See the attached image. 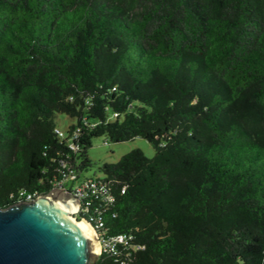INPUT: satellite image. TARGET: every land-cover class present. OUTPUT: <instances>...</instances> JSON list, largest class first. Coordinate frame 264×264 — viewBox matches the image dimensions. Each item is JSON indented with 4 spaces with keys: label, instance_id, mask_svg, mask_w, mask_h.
<instances>
[{
    "label": "trees",
    "instance_id": "trees-1",
    "mask_svg": "<svg viewBox=\"0 0 264 264\" xmlns=\"http://www.w3.org/2000/svg\"><path fill=\"white\" fill-rule=\"evenodd\" d=\"M100 135L153 148L99 166L130 264H264V0H0V207Z\"/></svg>",
    "mask_w": 264,
    "mask_h": 264
},
{
    "label": "water",
    "instance_id": "water-1",
    "mask_svg": "<svg viewBox=\"0 0 264 264\" xmlns=\"http://www.w3.org/2000/svg\"><path fill=\"white\" fill-rule=\"evenodd\" d=\"M78 208L77 197L57 187L0 207V264H90L99 244Z\"/></svg>",
    "mask_w": 264,
    "mask_h": 264
},
{
    "label": "built area",
    "instance_id": "built-area-1",
    "mask_svg": "<svg viewBox=\"0 0 264 264\" xmlns=\"http://www.w3.org/2000/svg\"><path fill=\"white\" fill-rule=\"evenodd\" d=\"M54 131L59 138L64 139L71 150L79 149V143L76 140L80 131L79 126H75L69 133L58 127H55ZM80 172L81 170H78L75 164L61 158L58 167L60 178L53 182L52 187L70 190L77 197L79 208L76 215L84 217L91 225L99 244L98 254L106 253L120 263L130 264L132 254L142 249L144 245L133 241V234L130 232L108 231L105 216L115 217L116 215L113 209L115 195L109 180L98 176L79 179ZM66 180L69 181L68 184ZM122 192L124 187L120 188V193ZM18 195L22 197L21 199L30 200L36 192L20 190Z\"/></svg>",
    "mask_w": 264,
    "mask_h": 264
},
{
    "label": "rangeland",
    "instance_id": "rangeland-1",
    "mask_svg": "<svg viewBox=\"0 0 264 264\" xmlns=\"http://www.w3.org/2000/svg\"><path fill=\"white\" fill-rule=\"evenodd\" d=\"M74 119L69 118L64 113L58 112L54 115V122L57 127L62 130H66L68 125L73 122ZM104 139L107 142H104ZM132 148H139L143 154L147 157L153 155L152 145L143 137L135 136L131 139L112 142L105 136H93L90 138V145L87 147L86 153L90 159V164L79 174V179L91 176L102 177L103 172L99 166L102 162H115L120 155L131 150ZM68 184L69 181L66 180Z\"/></svg>",
    "mask_w": 264,
    "mask_h": 264
},
{
    "label": "bare ground",
    "instance_id": "bare-ground-1",
    "mask_svg": "<svg viewBox=\"0 0 264 264\" xmlns=\"http://www.w3.org/2000/svg\"><path fill=\"white\" fill-rule=\"evenodd\" d=\"M86 226L89 228V230L91 231L90 227L86 224Z\"/></svg>",
    "mask_w": 264,
    "mask_h": 264
}]
</instances>
